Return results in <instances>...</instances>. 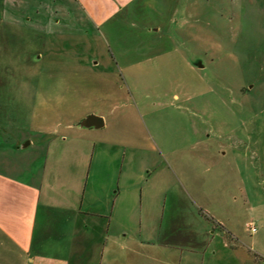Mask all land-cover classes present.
<instances>
[{"label":"rangeland","instance_id":"374dc122","mask_svg":"<svg viewBox=\"0 0 264 264\" xmlns=\"http://www.w3.org/2000/svg\"><path fill=\"white\" fill-rule=\"evenodd\" d=\"M107 6L99 23L76 0H0V157L38 156L8 146L39 137L32 119L49 73H108L121 140L80 148L68 134L60 182L85 188L83 210L97 208L107 237L141 235L227 264L237 229L246 264H263L264 0Z\"/></svg>","mask_w":264,"mask_h":264},{"label":"crops","instance_id":"0c3cea01","mask_svg":"<svg viewBox=\"0 0 264 264\" xmlns=\"http://www.w3.org/2000/svg\"><path fill=\"white\" fill-rule=\"evenodd\" d=\"M76 1L90 9L87 11L96 22H103L111 14L104 10L109 0ZM113 82L108 73L93 67L81 73L51 72L44 78L32 119L39 137L29 138L27 145L38 147V156L30 163L0 157V264H204L205 255L192 251L185 254L176 244H161L141 235L131 240L129 233L120 238L107 237L97 208L83 210L85 188L79 191L66 187L58 179L61 174L57 162L64 156L68 134L79 138L70 142H80V148L86 146V140H121L115 136L107 106ZM96 101L101 104L91 108L89 104ZM92 113L102 116L104 125L79 126ZM24 142L10 144L8 150L27 147L20 146ZM7 144L1 143L3 151ZM41 163L45 168L49 164L48 173L37 170ZM228 232L230 241L226 245L235 253L230 252L226 263L246 264L248 255L238 248V243L243 245L242 236L237 229ZM257 254L264 259L262 253Z\"/></svg>","mask_w":264,"mask_h":264},{"label":"water","instance_id":"95a60500","mask_svg":"<svg viewBox=\"0 0 264 264\" xmlns=\"http://www.w3.org/2000/svg\"><path fill=\"white\" fill-rule=\"evenodd\" d=\"M198 66H202L200 62H196ZM104 125V119L102 116L97 114H89L79 122V126L82 127H94L100 128ZM29 144V140L22 143L20 146L25 147Z\"/></svg>","mask_w":264,"mask_h":264},{"label":"flooded vegetation","instance_id":"af4514ba","mask_svg":"<svg viewBox=\"0 0 264 264\" xmlns=\"http://www.w3.org/2000/svg\"><path fill=\"white\" fill-rule=\"evenodd\" d=\"M196 62H198V61H195L193 64L196 65V66H198V65L196 64Z\"/></svg>","mask_w":264,"mask_h":264},{"label":"built area","instance_id":"2783aa9c","mask_svg":"<svg viewBox=\"0 0 264 264\" xmlns=\"http://www.w3.org/2000/svg\"><path fill=\"white\" fill-rule=\"evenodd\" d=\"M251 229H252V231H254L255 230V227H252Z\"/></svg>","mask_w":264,"mask_h":264}]
</instances>
